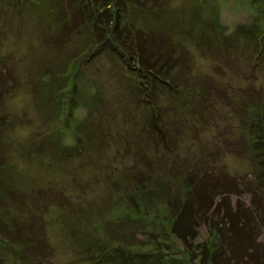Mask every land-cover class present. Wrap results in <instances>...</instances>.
<instances>
[{
	"label": "rangeland",
	"instance_id": "rangeland-1",
	"mask_svg": "<svg viewBox=\"0 0 264 264\" xmlns=\"http://www.w3.org/2000/svg\"><path fill=\"white\" fill-rule=\"evenodd\" d=\"M46 2L0 0V69L14 78L0 98V180L19 194L10 211L0 199V224L32 219L45 240L44 254L23 253L10 245L14 235L5 232L13 236L6 241L0 233V264H125L140 251L182 264L167 203L183 195L192 173L221 171L238 183L222 207L246 209L252 199L261 157L248 128L253 109L264 110V0L128 7L122 24L169 35L188 50L185 66L169 77L186 82L176 81L174 91L156 80L150 101L108 45L91 48L90 31L79 27L60 39L64 19ZM21 198L27 208L17 219Z\"/></svg>",
	"mask_w": 264,
	"mask_h": 264
},
{
	"label": "trees",
	"instance_id": "trees-1",
	"mask_svg": "<svg viewBox=\"0 0 264 264\" xmlns=\"http://www.w3.org/2000/svg\"><path fill=\"white\" fill-rule=\"evenodd\" d=\"M16 1L24 0H14ZM46 1L47 8H51L50 11L54 12L55 19H64L60 39L64 33L78 31L79 27L90 31V41L95 36L91 42L94 44L91 48L98 47L99 44L108 45L124 62L127 72L134 79L135 87L141 92L145 101L151 100L147 95L155 89L156 80L162 81L174 91H178L173 88L177 85L176 81L181 85L186 82L181 77H174V81L169 78L171 74L185 66L188 50L182 42H174L169 35L153 30L146 33L141 29L133 31L132 26L127 23L122 24L123 21H121V14L128 7L146 10L156 7L161 0ZM54 35L59 37L57 33ZM95 51L97 48L93 52ZM76 61L79 62L77 58H75ZM7 77L10 80L14 79L6 68L0 69V98L7 90ZM70 105L72 106L71 103ZM258 112L259 110L253 109L254 119L250 120L248 130L252 153L261 158L253 182L254 189L250 191L252 199L246 209H242L240 205L232 208L226 204L222 207L225 198L239 193V185L221 171L217 176L206 170L202 171L200 177L199 173H192L189 177L190 183L186 182L183 195L176 193L175 200L168 201V206H171L167 212L169 231L181 243L182 264H264V110H260V114ZM71 113L72 111L64 115L66 127L70 126L72 121L70 118L74 117L73 114L70 115ZM5 121V116H0V150L5 144L2 131L5 128ZM81 123L79 122L78 125L74 118L73 124L78 125L76 131L81 129L82 126L79 128ZM164 125L157 130L161 135L165 133ZM76 138L79 141L76 150H80L78 147L84 143L82 135L78 134ZM68 149L75 150V147H68ZM3 163L0 152V165ZM208 176H212L211 179L207 180ZM2 185L4 187H2V193L0 191V199L3 197V210H13L15 199H18L19 194L15 189L8 188L9 184L6 180H0V186ZM198 185L199 193L196 191ZM123 186H127L126 189H128L127 184ZM218 196L221 201L216 200ZM22 200L25 204L20 203V207H17L19 210L15 215L17 219L21 218L20 214L23 213L24 207L27 208L25 198ZM128 202L133 207L138 204L132 197V193L128 194ZM25 221L23 220L21 224L11 220L9 225L6 219L4 224H0V229L2 228L0 233L7 232L14 235L18 241L10 245H18L23 253L38 251L40 255L44 254L42 247L45 245V240L40 236L39 228L32 223V219L29 224ZM3 227H6V230H3ZM202 228L206 231L202 240H199ZM18 235L21 236L20 239L17 238ZM4 236L6 241L13 237L6 234ZM146 256L147 253L140 251L123 258L126 259L125 264H171L166 260L148 259ZM90 263L100 264V259L96 258Z\"/></svg>",
	"mask_w": 264,
	"mask_h": 264
}]
</instances>
